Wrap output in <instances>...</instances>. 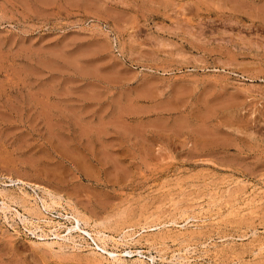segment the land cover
Wrapping results in <instances>:
<instances>
[{
    "label": "rangeland",
    "instance_id": "rangeland-1",
    "mask_svg": "<svg viewBox=\"0 0 264 264\" xmlns=\"http://www.w3.org/2000/svg\"><path fill=\"white\" fill-rule=\"evenodd\" d=\"M0 264H264V0H0Z\"/></svg>",
    "mask_w": 264,
    "mask_h": 264
},
{
    "label": "bare ground",
    "instance_id": "bare-ground-1",
    "mask_svg": "<svg viewBox=\"0 0 264 264\" xmlns=\"http://www.w3.org/2000/svg\"><path fill=\"white\" fill-rule=\"evenodd\" d=\"M53 200V199H52ZM52 200H51V202H52ZM54 200H56L55 198H54ZM54 202V201H53ZM54 203H56V202H54ZM44 204H47V203H44ZM49 204V203H48ZM50 205H52V203L50 204ZM58 205V204H57ZM48 208H50V206H48ZM51 208H52V206H51ZM49 211V210H48ZM51 211V210H50ZM71 214H73V213H71ZM80 216H82V215H73V217H72V219L74 220V222L73 223H77L78 225H80V223L82 222V219L80 218ZM71 218V217H70ZM68 220V219H67ZM84 220V219H83ZM47 221V220H46ZM85 222H87V221H85ZM85 224V223H84ZM87 224V223H86ZM76 225V224H75ZM56 226V225H55ZM59 226V225H58ZM76 227V226H75ZM80 228V227H79ZM73 228H71V230H72ZM80 230H81V233H83V234H85V235H89V236H91V234L88 232V231H86L85 230V228L83 229V228H80ZM99 233H101V232H99ZM96 234V233H95ZM69 235V234H68ZM81 236V235H80ZM98 236L100 237V235L98 234ZM104 236V235H103ZM98 238V237H97ZM92 239H94L93 237H92ZM102 240H103V238H102ZM109 240H111V239H109ZM95 241V240H94ZM101 241V240H100ZM114 241L115 242H117V240H115L114 239ZM114 242V243H115ZM106 244V243H105ZM97 245V244H96ZM101 250H103L105 253L107 252V249H105V248H101V247H99ZM110 255H113L114 253H109ZM107 258V257H106ZM109 258V257H108ZM113 259V258H112ZM110 260V259H109ZM119 261H121V259L120 258H114L113 259V261L112 262H115V263H119ZM121 263H122V261H121Z\"/></svg>",
    "mask_w": 264,
    "mask_h": 264
}]
</instances>
